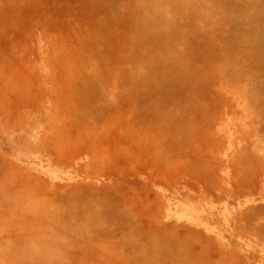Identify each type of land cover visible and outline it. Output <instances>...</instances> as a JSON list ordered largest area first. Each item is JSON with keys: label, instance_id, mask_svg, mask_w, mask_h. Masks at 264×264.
I'll return each instance as SVG.
<instances>
[{"label": "rangeland", "instance_id": "374dc122", "mask_svg": "<svg viewBox=\"0 0 264 264\" xmlns=\"http://www.w3.org/2000/svg\"><path fill=\"white\" fill-rule=\"evenodd\" d=\"M212 1L208 18L195 17L187 35L204 57L203 94L197 97V87L185 93L197 102L186 99L181 108L200 118L179 132L183 118L170 110L171 124L147 127L150 144L134 133L133 111L122 103L111 101L92 127L74 121L65 53L71 26L92 19L80 12L86 0H0V264H122L125 248L104 237L82 239L109 215L107 223L126 228L116 233L128 241V257L152 248L134 243L141 232L174 244L179 256L160 264H264V238L255 230L264 209V150L252 152L261 141L252 123L260 85L245 68L239 35L264 26V0ZM132 2L115 6L127 14ZM184 39L172 50L182 53ZM116 72L107 70L106 92ZM83 203L89 209L82 207L83 224L75 226V204ZM246 209L252 222L241 217ZM39 217L48 226L33 224Z\"/></svg>", "mask_w": 264, "mask_h": 264}, {"label": "bare ground", "instance_id": "6f19581e", "mask_svg": "<svg viewBox=\"0 0 264 264\" xmlns=\"http://www.w3.org/2000/svg\"><path fill=\"white\" fill-rule=\"evenodd\" d=\"M115 2L117 0H86V5L80 12L92 19L88 20V23L77 22L72 25L73 27L71 26L75 32L70 33L68 42L71 48L65 54L66 57L70 58L71 64V74L67 78L69 79L67 80L69 82L67 91L69 104L75 111L74 121H77L78 125L89 122L90 127H92L91 125L96 122L97 116L102 118L104 115L101 114L103 113L102 109H106L104 107L112 101L115 108L116 105L122 103L125 108L128 107L133 111V131L143 142L153 144L152 133L154 132L147 127H158V124L163 123L171 124L173 118L175 119V116L173 117L171 114L172 112L183 118L179 132L181 130L190 132L191 128H187L185 123H192V120L200 117L195 114L185 115V107H181L184 106L186 99H189L190 106L197 102L194 96H186L185 93L190 94L197 87V97L203 94L200 92L199 84L202 58L204 59V57L199 52L200 45L194 42L196 40L192 41L187 35H189L195 17L198 21L205 20L204 17L208 18L211 11L207 5L210 2L214 3V1L133 0L131 7L126 10L127 14L119 12ZM91 3L94 4V8L89 9ZM180 4L183 11L179 9ZM177 21H181L180 24ZM235 27L240 29L238 21ZM262 27L264 26H257V30L251 29L239 33L245 40L241 43L243 53L246 56L245 68H250L249 71L255 72L257 83L260 85L257 93L254 94L255 98H252L253 102L256 103L254 106H258L260 109L258 121L252 122L257 127V138L261 139L252 152L258 153L260 149L264 150V32L262 31L264 28ZM179 28L185 29L183 36L185 37L184 40H187L185 50L182 53L172 50L174 49L172 42L179 37L183 39V36L179 35L181 30ZM193 34V36L198 35V33ZM228 49L229 45L226 44L223 50L228 51ZM111 68L117 69V78L111 86L113 92H106L107 88L104 87L109 81L107 70ZM95 85L97 86L95 87ZM98 85L101 87L98 88ZM105 92L111 94H109L108 100L103 101L100 96ZM246 101L250 102V100ZM197 107H201V104L197 103ZM141 113L144 116L140 115ZM169 113L170 119L168 118ZM135 120H137V127H135ZM142 125L145 126L141 127ZM260 144L263 145L260 146ZM248 148L246 150H249ZM247 156L248 159L245 162L244 160L240 162L244 168L247 167L246 162L250 160L249 154ZM62 202L65 203V200ZM86 205H90V203ZM83 206L84 203L83 205L75 204L74 209H78L77 216L73 217L75 220L73 225L75 226L83 222ZM85 209H89V207L84 206L83 211ZM246 210L242 212L244 216L241 217L247 222H252L253 215L249 213L248 209ZM260 213L262 214L256 216L258 222L255 230L258 235L264 238V209ZM105 217L104 223L97 224L98 229L93 231L92 238L82 239L86 242H97V239L104 237L106 241L112 240L114 244L111 246L112 248H125V252L119 257L122 264H145V261L147 264H160L157 262L160 259L165 258L167 260V258L179 256L173 243H168L154 235L139 232L136 234L137 239H133L134 243H138L139 246L149 244L153 246L152 248H144L140 255L133 254L128 257L129 250L125 247V243L128 241L116 233L120 229L126 230V228L122 223L118 228L114 224L107 223V219L112 218V215ZM39 218L41 221L36 223L34 220L35 223L33 224L38 227L48 226L47 222L43 220L44 217ZM54 228L52 226L50 229ZM112 229L115 231L111 232ZM33 241L41 243L44 239L37 237ZM108 245L111 244L108 243ZM163 249L166 251L165 253H161ZM168 249L170 250L167 251ZM92 250L94 251L95 248Z\"/></svg>", "mask_w": 264, "mask_h": 264}]
</instances>
